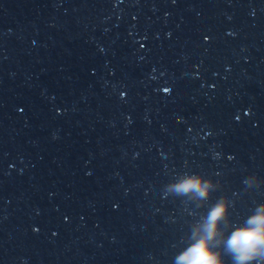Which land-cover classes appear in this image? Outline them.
Returning <instances> with one entry per match:
<instances>
[{
  "label": "water",
  "instance_id": "1",
  "mask_svg": "<svg viewBox=\"0 0 264 264\" xmlns=\"http://www.w3.org/2000/svg\"><path fill=\"white\" fill-rule=\"evenodd\" d=\"M220 197L264 205V0H0V264H176Z\"/></svg>",
  "mask_w": 264,
  "mask_h": 264
},
{
  "label": "clouds",
  "instance_id": "2",
  "mask_svg": "<svg viewBox=\"0 0 264 264\" xmlns=\"http://www.w3.org/2000/svg\"><path fill=\"white\" fill-rule=\"evenodd\" d=\"M166 187L177 196L203 200L214 185L200 174H188ZM231 226L227 198L220 197L193 226L191 243L178 255L176 264H224L223 254L216 250L221 243L231 264H251L258 258L264 259V205L258 206L254 214L225 237V230Z\"/></svg>",
  "mask_w": 264,
  "mask_h": 264
}]
</instances>
